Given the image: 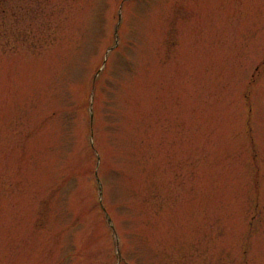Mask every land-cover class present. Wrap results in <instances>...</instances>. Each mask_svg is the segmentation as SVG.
<instances>
[{
  "label": "rangeland",
  "instance_id": "rangeland-1",
  "mask_svg": "<svg viewBox=\"0 0 264 264\" xmlns=\"http://www.w3.org/2000/svg\"><path fill=\"white\" fill-rule=\"evenodd\" d=\"M0 264H264V0H0Z\"/></svg>",
  "mask_w": 264,
  "mask_h": 264
},
{
  "label": "trees",
  "instance_id": "trees-1",
  "mask_svg": "<svg viewBox=\"0 0 264 264\" xmlns=\"http://www.w3.org/2000/svg\"><path fill=\"white\" fill-rule=\"evenodd\" d=\"M87 126H88V128H89V126H90V123H88L87 122ZM88 134H87V146H88V148H89V151L91 152V154H92V152H94V149H93V147L92 146H90L89 145V143H88ZM90 146V147H89ZM95 157V156H94ZM91 175H92V173H91Z\"/></svg>",
  "mask_w": 264,
  "mask_h": 264
}]
</instances>
